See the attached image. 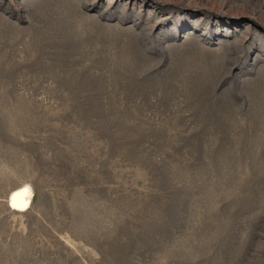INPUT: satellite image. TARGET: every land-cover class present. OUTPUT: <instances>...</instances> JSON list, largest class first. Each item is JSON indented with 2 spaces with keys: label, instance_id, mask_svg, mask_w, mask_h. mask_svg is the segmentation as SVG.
<instances>
[{
  "label": "rangeland",
  "instance_id": "1",
  "mask_svg": "<svg viewBox=\"0 0 264 264\" xmlns=\"http://www.w3.org/2000/svg\"><path fill=\"white\" fill-rule=\"evenodd\" d=\"M0 264H264V0H0Z\"/></svg>",
  "mask_w": 264,
  "mask_h": 264
},
{
  "label": "bare ground",
  "instance_id": "2",
  "mask_svg": "<svg viewBox=\"0 0 264 264\" xmlns=\"http://www.w3.org/2000/svg\"><path fill=\"white\" fill-rule=\"evenodd\" d=\"M33 189L29 185L15 189L9 196L10 207L17 212H26L32 205Z\"/></svg>",
  "mask_w": 264,
  "mask_h": 264
}]
</instances>
